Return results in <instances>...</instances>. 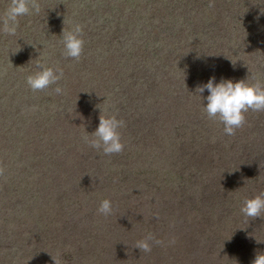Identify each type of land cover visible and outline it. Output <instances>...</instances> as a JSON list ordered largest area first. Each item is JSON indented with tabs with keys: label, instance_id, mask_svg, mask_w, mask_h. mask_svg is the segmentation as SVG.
Returning a JSON list of instances; mask_svg holds the SVG:
<instances>
[{
	"label": "rangeland",
	"instance_id": "rangeland-1",
	"mask_svg": "<svg viewBox=\"0 0 264 264\" xmlns=\"http://www.w3.org/2000/svg\"><path fill=\"white\" fill-rule=\"evenodd\" d=\"M39 3L0 32V264H252L264 217L241 208L264 193V112L226 135L195 90L264 81V0ZM75 24L78 60L61 37ZM38 62L58 85L28 87ZM101 114L125 121L122 152L86 143ZM149 234L163 243L141 252Z\"/></svg>",
	"mask_w": 264,
	"mask_h": 264
},
{
	"label": "clouds",
	"instance_id": "clouds-1",
	"mask_svg": "<svg viewBox=\"0 0 264 264\" xmlns=\"http://www.w3.org/2000/svg\"><path fill=\"white\" fill-rule=\"evenodd\" d=\"M40 11L39 0H10L3 17L0 18V32L14 36L19 26L20 17L38 15ZM82 32L83 28L79 24H75L70 31L63 29L61 37L65 58L78 60L81 57L84 49ZM36 68L34 74L29 75L26 79L28 87L33 92L43 91L54 84L58 85L64 76L63 70L59 67L53 68L38 62ZM54 91L57 95H62L64 89L57 86ZM195 91L203 99V110L207 117L223 124L226 135H234L236 129L243 126L246 122L245 113L249 110L264 112V81L261 80L250 84L248 78L240 81L221 78L217 81L216 77L212 76L206 83L198 84ZM205 91L209 94L203 98L202 94ZM204 99H206V104ZM124 126L125 121L118 119L116 115L105 117L101 114L97 129L89 134L91 139L85 138V141L89 147L102 151L105 156L120 153L124 150L125 145L119 130ZM97 212L105 217L111 215V201L108 199L101 201ZM241 213L245 217L253 219L264 217V193L246 199ZM153 243L162 244L163 242L155 240L149 234L144 240L137 243L136 248L147 253L152 250ZM170 243H174V241H170ZM252 264H264V253L257 254Z\"/></svg>",
	"mask_w": 264,
	"mask_h": 264
}]
</instances>
